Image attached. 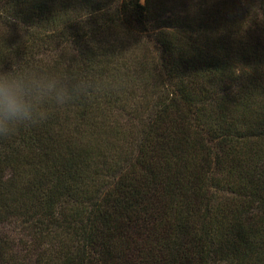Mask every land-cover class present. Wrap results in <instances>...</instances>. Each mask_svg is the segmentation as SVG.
<instances>
[{
	"label": "trees",
	"instance_id": "obj_1",
	"mask_svg": "<svg viewBox=\"0 0 264 264\" xmlns=\"http://www.w3.org/2000/svg\"><path fill=\"white\" fill-rule=\"evenodd\" d=\"M13 69L0 264H264V0H0Z\"/></svg>",
	"mask_w": 264,
	"mask_h": 264
},
{
	"label": "clouds",
	"instance_id": "obj_2",
	"mask_svg": "<svg viewBox=\"0 0 264 264\" xmlns=\"http://www.w3.org/2000/svg\"><path fill=\"white\" fill-rule=\"evenodd\" d=\"M72 99V90L55 77L37 78L15 69L0 72V137L41 123L46 119V102L64 106Z\"/></svg>",
	"mask_w": 264,
	"mask_h": 264
}]
</instances>
